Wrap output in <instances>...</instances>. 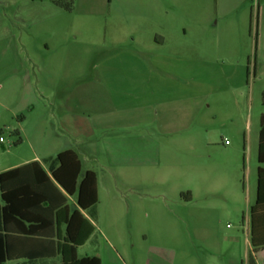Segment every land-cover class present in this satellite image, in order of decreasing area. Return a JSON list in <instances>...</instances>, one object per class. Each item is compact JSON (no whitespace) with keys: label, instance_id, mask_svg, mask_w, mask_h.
<instances>
[{"label":"rangeland","instance_id":"rangeland-1","mask_svg":"<svg viewBox=\"0 0 264 264\" xmlns=\"http://www.w3.org/2000/svg\"><path fill=\"white\" fill-rule=\"evenodd\" d=\"M221 13L215 0H74L69 10L1 3L0 168L70 148L81 170L95 172L97 236L78 255L97 251L103 264L244 262L264 71L254 69L256 0ZM153 55L158 79L191 78L206 92L161 89L155 97L165 102L144 106L145 83L93 78L105 56L130 67ZM55 91L56 103L41 98ZM188 189L192 199H180ZM256 257L264 264V249Z\"/></svg>","mask_w":264,"mask_h":264},{"label":"trees","instance_id":"trees-1","mask_svg":"<svg viewBox=\"0 0 264 264\" xmlns=\"http://www.w3.org/2000/svg\"><path fill=\"white\" fill-rule=\"evenodd\" d=\"M47 1L65 10L74 3ZM256 161L244 264H257L256 253L264 249V113L259 115ZM97 201L95 172L82 171L78 154L70 148L0 171V264L10 259H20L18 264H100L97 255L76 253L94 231L90 220L97 218Z\"/></svg>","mask_w":264,"mask_h":264},{"label":"crops","instance_id":"crops-1","mask_svg":"<svg viewBox=\"0 0 264 264\" xmlns=\"http://www.w3.org/2000/svg\"><path fill=\"white\" fill-rule=\"evenodd\" d=\"M40 1H47V0H40ZM3 2H11L12 4H15L16 0H0V5ZM243 2H245V0H215L216 5L222 9V13H221L222 16H228L231 13V11H233V9L239 8L243 4ZM8 5H10V3ZM11 16L13 18H17V16H15V13L12 14V12H11ZM255 23H256V26H255L256 59L254 63V69L256 70L259 69L261 72H263L264 71V0H256ZM24 52L26 53V57L29 58V50L24 49ZM154 57H155L154 55L151 56L149 60H143L142 58L138 57V59L136 58L137 63L134 66L128 67V66H121V65L114 66L109 62L111 59V56H105L104 58L100 59L94 65L95 70L93 69L94 70L93 78L96 82L97 77L95 74L97 73L99 80L103 82V84L109 85L108 77H110L112 73H114V74H119L121 76L123 75V77L127 79L129 78V79H133V80L141 81L142 83H145L146 85L142 87L141 92L143 91V93L149 95L148 97L150 98L149 100H142L140 102L144 106H150V105L156 106V105L161 104L162 102H165V100H161L158 96L155 97V95H159L161 89H183V90H188V91H192L194 89L197 92L196 94L198 95L206 92L205 85L203 86L202 84L201 86L200 81L193 80L191 78L186 79L183 83H179L176 81H171V82L166 83L165 81L158 79V76L155 74V71L153 70V67H155ZM28 60H30V58ZM15 69L16 68L14 67V70ZM53 71L54 72L56 71L55 72V75H56L57 65H55L53 67V70H51L52 73ZM120 84L122 83L119 82L118 85ZM54 87H58V86L54 85ZM135 92L138 94L137 90ZM56 96H57V91H55V93L54 92H50L48 94L46 93L45 95L41 94V98L52 99V102L55 100L54 101L55 103L57 99ZM119 96L122 97V92L119 93ZM0 105L2 104L0 103ZM189 146L191 147L192 145H189ZM32 160H36L38 162L41 161V159H38L37 156H33L32 158L28 159L24 163L30 162ZM22 164H11L7 166H3L2 168H0V171L6 170L12 167H16ZM255 172H256V168H255ZM158 180L159 179L155 178V183L161 182ZM96 188H97V180H96ZM182 194L188 198V200L186 201H189L192 199V190L188 189L186 193H182ZM180 195L181 194H179V198L181 199ZM97 197H98V191H97ZM67 201L69 203H73L74 197L67 196ZM97 216H98V211H97ZM90 222L94 227V231L87 238V240H85V242L82 245L76 248L77 255H78L79 247H82L86 242H91L92 239H95V237L97 236L95 234V230H96L95 222L92 220H90ZM100 242L103 247L106 246L104 248L105 250L109 252V255H111V260L113 259L115 262H117L118 261L117 255L115 253L112 254V245L109 242V240L106 238V236L103 235V237H101L100 239ZM91 255H97L100 258V264H103V260L99 252L96 251L94 252V254H91ZM79 256H82V255H79ZM232 257L228 260V264H238L239 263L238 258H234V257L232 258ZM256 260H257V257H256ZM20 261H21L20 259H10V260H7L5 264H18ZM240 264H244V262H240ZM257 264H259L258 261H257Z\"/></svg>","mask_w":264,"mask_h":264},{"label":"built area","instance_id":"built-area-1","mask_svg":"<svg viewBox=\"0 0 264 264\" xmlns=\"http://www.w3.org/2000/svg\"><path fill=\"white\" fill-rule=\"evenodd\" d=\"M1 139V138H0ZM225 143H227V140L224 141Z\"/></svg>","mask_w":264,"mask_h":264}]
</instances>
